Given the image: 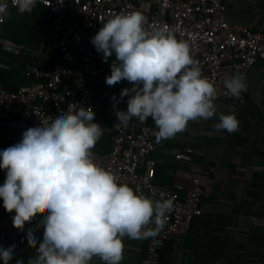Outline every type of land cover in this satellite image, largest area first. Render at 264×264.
Instances as JSON below:
<instances>
[{"label":"clouds","instance_id":"9594fccd","mask_svg":"<svg viewBox=\"0 0 264 264\" xmlns=\"http://www.w3.org/2000/svg\"><path fill=\"white\" fill-rule=\"evenodd\" d=\"M37 3L12 0L21 14L31 13ZM8 8L9 0H0V16ZM146 24L147 17L139 11L118 13L102 21L91 39L105 62L115 55L105 83L132 84L120 93L129 96L127 110L116 108L114 127H126L133 118L141 123L151 118L157 142L174 137L198 119L217 117V131H238L234 112H217L216 88L193 58L190 43L167 27L149 31ZM223 84L233 97L247 88L240 72L225 77ZM102 135L91 107L69 105L0 150V170L6 173L0 201L5 211L14 212V222L23 224L37 210H46L40 221L42 241L33 226L28 229L30 241L39 242L35 254L27 260L17 257L16 264H90L94 257L104 264H120L124 237L147 238L163 227L173 199L163 192L155 201L140 195L98 165L92 150ZM15 249V241L0 247V260L12 258Z\"/></svg>","mask_w":264,"mask_h":264},{"label":"crops","instance_id":"0c3cea01","mask_svg":"<svg viewBox=\"0 0 264 264\" xmlns=\"http://www.w3.org/2000/svg\"><path fill=\"white\" fill-rule=\"evenodd\" d=\"M225 18L232 24L264 30V0H226ZM51 31L52 15L40 3L31 13L21 14L16 7L6 12L2 35L21 43L22 51L15 55L0 50L2 86L15 90L29 84L30 64L47 69L54 66L56 52L50 44ZM114 60L113 54L87 79L92 88L95 122L103 128V135L92 150L94 158L110 148L111 136L117 129L116 108L121 110L126 97L120 93L130 84L127 80L114 86L105 83ZM246 82L249 92L243 104L214 101L218 113L236 114L238 131H217V117L190 121L184 131L170 139L157 142L155 138L154 150L138 164V170L143 171L148 158L154 160L153 182L159 187L176 183L188 187L191 180L186 171L195 167L204 172L202 212L184 235L168 238L160 251L159 264H264V58L252 66ZM12 145L6 140V128L0 125V150ZM185 146L193 149L191 162L177 158ZM5 178V171L0 170V184ZM13 215L14 212L5 211L0 201V227L13 223ZM44 215L46 210H37L25 221L43 226L40 221ZM147 238L124 237L120 264H140ZM13 241L15 255L7 261L0 260V264H16L21 255L27 260L39 246V242L33 244L30 240L21 244L16 235L9 236L7 245ZM90 264L104 261L94 257Z\"/></svg>","mask_w":264,"mask_h":264},{"label":"built area","instance_id":"2783aa9c","mask_svg":"<svg viewBox=\"0 0 264 264\" xmlns=\"http://www.w3.org/2000/svg\"><path fill=\"white\" fill-rule=\"evenodd\" d=\"M225 1L38 0L52 15L50 44L56 52V61L51 69L30 64L27 74L31 81L26 86L11 90L0 84V125L6 128V140L13 144L19 142L25 130L61 110H68L69 105L93 110L92 88L87 79L106 62L91 39L102 27V21L118 13L139 11L147 17L149 31L167 27L178 39L188 41L203 75L216 88V99L243 104L249 92L247 82L246 90L239 97H233L224 88L223 81L236 72L243 73L247 79L256 61L264 58V30L229 23L225 18ZM13 7L16 6L9 0L8 10ZM5 15L0 16V50L18 55L22 44L2 35ZM131 87L130 83L128 88ZM128 98L125 97L121 110H127ZM156 131L151 118L143 123L133 118L126 127L112 134L108 151L94 158L98 165L113 171L119 182L131 186L138 194L157 200L163 192L174 201L163 227L147 238L140 264H159L160 251L168 238L184 235L202 212L204 172L201 169L193 167L185 172L191 180L188 187L180 183L157 186L153 182L155 168L151 158L143 171L138 170L141 158L154 150ZM177 158L191 162L193 149L185 146ZM29 226L35 228L42 241L43 226L13 221L7 227H0V247L7 245L10 235H16L21 244L26 243L30 240Z\"/></svg>","mask_w":264,"mask_h":264},{"label":"trees","instance_id":"16d2710c","mask_svg":"<svg viewBox=\"0 0 264 264\" xmlns=\"http://www.w3.org/2000/svg\"><path fill=\"white\" fill-rule=\"evenodd\" d=\"M55 56H56V53H55Z\"/></svg>","mask_w":264,"mask_h":264}]
</instances>
